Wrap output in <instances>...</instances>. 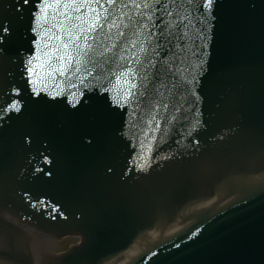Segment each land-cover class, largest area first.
<instances>
[{
    "label": "water",
    "instance_id": "obj_1",
    "mask_svg": "<svg viewBox=\"0 0 264 264\" xmlns=\"http://www.w3.org/2000/svg\"><path fill=\"white\" fill-rule=\"evenodd\" d=\"M163 2L177 20L186 16L188 27L160 56L141 54L142 63L150 54L156 69H147L148 80L137 75L136 95L116 106L114 77L102 92L93 71L83 85L77 81L82 102L69 109L63 96H34L23 77L37 0H0V21L13 32L0 57V90L23 89L15 97L22 112L0 120V238L13 236L5 228H23L18 234L26 238L30 229L80 232L82 248L60 263L103 264L147 229L164 238L191 219L150 244L141 255L146 264H264V0H213L211 10L205 0ZM224 197L227 203L210 209ZM193 233L202 237V257L194 239L188 262L180 253L171 257Z\"/></svg>",
    "mask_w": 264,
    "mask_h": 264
},
{
    "label": "snow or ice",
    "instance_id": "obj_2",
    "mask_svg": "<svg viewBox=\"0 0 264 264\" xmlns=\"http://www.w3.org/2000/svg\"><path fill=\"white\" fill-rule=\"evenodd\" d=\"M20 3L28 5L31 0H20ZM155 3L162 7H152L150 0H143V3L138 0H56L54 3L37 0L30 29L34 37L33 53L24 63L23 72L28 90L36 97L44 91L51 101L63 96L68 108L76 109L82 102L75 99L76 81L83 85L95 71L94 80L102 92L109 91L104 81L110 83L114 77L112 87L118 91L112 99L116 106L123 108L129 98L136 95L137 75L142 72L141 80H148L147 69H156L150 54L145 56L143 63L141 54L151 49L160 56L158 49L181 27H188L183 23L186 16L177 20L163 0H155ZM212 6L213 0L203 3L209 10ZM164 15L172 19L166 22ZM12 37L10 25L0 21V57L5 55L6 43H10ZM165 69L170 70L168 65ZM22 93L19 86L0 90V120L8 113L22 112L21 102L15 99ZM25 141L30 144L27 137ZM38 171L51 175L43 168Z\"/></svg>",
    "mask_w": 264,
    "mask_h": 264
},
{
    "label": "bare ground",
    "instance_id": "obj_3",
    "mask_svg": "<svg viewBox=\"0 0 264 264\" xmlns=\"http://www.w3.org/2000/svg\"><path fill=\"white\" fill-rule=\"evenodd\" d=\"M159 238V231L153 228L150 231H146L143 235H141L134 243L129 247V249H125L124 251L120 252L119 254L115 255L108 261L104 262L103 264H122L127 258H132L136 252L141 249L140 247L146 243L147 241L151 240L154 242L156 239Z\"/></svg>",
    "mask_w": 264,
    "mask_h": 264
}]
</instances>
